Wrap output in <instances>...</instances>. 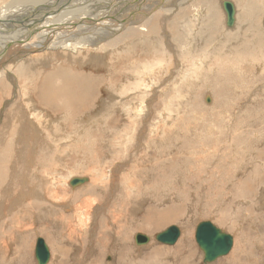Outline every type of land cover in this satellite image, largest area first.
Masks as SVG:
<instances>
[{
	"label": "rangeland",
	"instance_id": "rangeland-1",
	"mask_svg": "<svg viewBox=\"0 0 264 264\" xmlns=\"http://www.w3.org/2000/svg\"><path fill=\"white\" fill-rule=\"evenodd\" d=\"M136 6L134 4L132 7L139 12L143 9ZM218 7L221 13L219 11L217 16V29H223L219 34L223 37L228 27L223 7L220 3ZM219 18L222 19L221 22ZM252 23L255 32L261 33L264 30L263 14L254 12ZM209 31L208 29L207 32ZM213 42H210L209 47ZM174 43H177L175 39ZM207 43L208 40H205L204 45ZM120 54L121 58L115 52L104 58V61H94L95 58L89 59L93 61L82 60L80 54L65 55L73 58L74 72L87 75L88 78L94 74L100 80L96 99L93 103L89 101L86 106L75 103L72 107L69 101L57 98L54 101L56 100L59 108L50 106V109L46 103H42L41 119L36 117L41 114H32L40 132L38 136H42L36 140L39 144L33 146L35 151L27 149V144L28 154H19L18 157L23 156L19 159L17 154L15 156V150L8 147V152H5L1 144L15 140L19 143L20 136H0V140L3 138L2 143L0 142V161L3 171L6 164L8 171L0 185L6 179L4 188H9L7 195L0 191V264H37L35 245L39 236L50 247L52 258L49 264H114L116 261L119 264H183L180 259L184 256L190 264H204L203 252L195 239L196 225L201 220H212L235 236L232 250L212 264H264L262 62L249 68H246L245 63L238 62L236 65H241L242 78H238V72L232 70H221L220 75L214 70L217 77L214 78L208 69L200 79L193 75V80L187 86L182 76L189 73L188 64L184 65L182 62L180 67L174 54H165L172 57L158 65L159 67L152 66V69H157H153L155 73L150 79L153 84L155 81L154 86H161L159 90L163 92L168 84L169 87L175 85L176 88L170 87L166 94V100L170 99L172 102V109L169 106L164 109V97L160 91H157L156 96H150L153 92H148L143 97L130 96L134 102L131 108H136L139 112L143 109L142 118L131 124L134 112L129 113L131 115L128 117L122 108L124 96L127 95L123 86L129 81V64L133 60H127L130 56L128 52L126 54L120 51ZM132 54L136 55V52ZM138 54L135 58L139 60ZM195 54L199 57L203 52ZM80 60L84 63L80 64ZM142 60L147 63L150 56L147 55ZM122 61L126 67H122ZM212 63L210 66L212 64L216 69L214 61ZM62 64L72 67L66 61ZM232 65L227 64L230 68ZM56 66L57 63L47 67L43 75L53 72ZM178 68L182 69L177 70ZM61 69L70 71V68ZM35 70L36 67L24 70L25 75L16 80L17 84L22 85L27 79H32ZM171 70H174L172 78L169 77ZM121 75L120 80H117ZM110 77L113 81L117 80V84H111L116 85L119 90L120 84L122 85L120 91L121 94L124 92V96L119 95L122 99L118 94L111 98L107 87ZM220 77L221 95L216 88ZM42 78L41 74V77L32 79L25 90H21V94H25L22 97L33 102V105L40 101L37 95ZM225 79L228 80L226 83ZM142 80V88L149 90L150 83L144 77ZM77 86L72 85V91H77ZM154 86L151 88L154 89ZM0 94L9 98L8 92L0 90ZM60 95L61 91L58 92V96ZM221 97H227V104L220 100ZM4 98L0 96L1 109L4 107ZM149 99L152 111L141 108L146 106L144 102L148 103ZM34 107L38 109L37 105ZM16 111L19 115L14 120L11 118L10 121L14 124L11 125L16 126L22 121L21 129L23 132L24 129L28 131L26 136L30 142L34 139L29 131L32 123L24 119V112L19 109ZM49 120L57 126H52L53 123ZM124 134H128L130 139L123 142ZM24 140L22 138L21 142ZM40 147L42 152L36 151ZM25 154L27 159L31 156L34 159L31 157V160H27ZM14 157L19 160L18 163ZM166 164L170 165L168 169ZM110 169L117 175L115 188L112 187L111 179L103 184ZM86 175H91L94 181L100 179L103 187H98L97 184L94 187L88 180L75 187L70 185L71 178ZM245 189L248 191L245 192ZM33 200L36 203L42 202L41 214L32 205ZM170 206L180 208L175 209L180 211V217L183 216L180 221L168 222L158 229H151L150 220L167 215L168 211L164 209ZM155 208L159 211L156 212ZM173 224L182 229L177 242L173 245L158 242L154 236ZM139 232L152 237L148 245L137 246L134 243V236ZM180 243H190L188 246L193 256L188 257L176 248ZM153 247H156L157 254H151ZM118 253L124 254L120 255L123 256V261L118 260Z\"/></svg>",
	"mask_w": 264,
	"mask_h": 264
},
{
	"label": "bare ground",
	"instance_id": "bare-ground-1",
	"mask_svg": "<svg viewBox=\"0 0 264 264\" xmlns=\"http://www.w3.org/2000/svg\"><path fill=\"white\" fill-rule=\"evenodd\" d=\"M225 1L226 0H0V90L4 93L8 92L7 95H9V98H7L5 94H0L1 98L5 97L4 104H2L4 106L3 109H1L0 107V136L3 135L4 137V135L6 136L7 134L12 136L14 135L16 137L17 135L18 137L20 136L19 143H17L18 141L16 140L15 142L11 143H7L6 141L2 143L3 138L1 137L2 141L0 140V142L2 143L1 145L3 150L5 152H8L7 148L11 147L13 150H15V156L17 154L18 157L19 154H22L23 152L28 154V152H26V145L28 144L27 149H30V151L31 149L32 151H35L33 149H36L35 145L39 144L36 140L39 137L38 135H40V132L36 123L34 122L35 120L32 114L42 113L40 112V109L42 110V103H46L50 109V106L59 108L56 100L54 101V99L57 98H62L64 101H69L70 106H74L75 103L86 106L87 104H89V101L92 103L93 101H95L96 89L100 80L94 74L91 75L92 77L88 78L86 77L87 75H82L81 73L74 72L75 66L72 65L73 58H69L70 56L65 55L80 54L82 60L95 58L96 60L94 61H97V59L100 61H104V58L108 57V55H113L115 52L119 53V58L122 57L120 51H123L126 54L127 52L130 53V56L127 60H133V63L129 64V70L131 69L128 75L129 81L126 85L123 86L127 90V95L124 96V92L121 94V84L120 90L118 87H116V85H113L117 84V80H120L123 75L118 77V79L115 81H113L112 77H110L111 80H107L108 86H106L108 87V89H110L109 93L111 95V98L116 97L115 95L117 94L118 96H124V108H122L124 114L130 117L131 114L129 113L134 112V116L132 117L131 115V124H133V122H136L137 119L142 118L143 109H141L140 112L136 108L132 109L131 106L134 102L131 100L130 96L143 97L148 92H153V94L151 93L150 96H156V93L157 91H160L159 89L161 88V86H154L155 81H153V84L151 81L152 79L150 78H152L151 75H154V70L159 67L158 65H162V62L169 61L168 59L172 57L165 54H174L175 58L177 59L175 61L179 66L182 62L184 65L188 64L190 68L187 71H189V73L182 76V79L187 86L189 81L193 80V75H195V78L202 77V73H206L205 70L208 69L212 73L214 70H217L219 73L218 75L222 73L221 70H225L224 72L232 70L233 72H238V78H242V76H240L241 65H236L238 62H242V64L245 63L246 68L255 67L257 64L262 62L260 65L262 68H264V30H262L261 33H256L255 29H253L252 23L254 12H256V14L262 13L264 18V0H229L234 4L235 9L232 22H229L228 15L226 13V10L224 9ZM219 3L221 4V7H223L222 10H224L223 13L225 16V24L228 27L227 32L223 37L219 35L223 29H217V25H219L217 16L219 11L221 13V10L218 7ZM134 4L143 9L140 12L137 11L135 7H132ZM205 12L207 13L206 15ZM122 16L125 17L121 18ZM219 20L220 22L222 21V19L220 18ZM208 29L210 30L209 32H207ZM206 34L209 37H206ZM174 39L177 43H174ZM205 40H208V45H204ZM212 41L214 42L209 47V44ZM198 51L203 52V54L199 57L195 54V52ZM134 52H136V55L132 54ZM137 53H139L138 55H140L139 60L135 58L137 56ZM83 55L84 57H82ZM147 55L150 56V61L144 63L142 58L146 57ZM82 60H80V64L84 63L82 62ZM63 61L68 62V64H71L72 67L63 65ZM213 61L216 69L212 67ZM55 63H57L56 69L51 73L43 75V71L47 67L52 66ZM120 63L123 65H121L122 67H126L123 61ZM210 63H212L211 66ZM231 63L233 65L230 68L227 66V64ZM37 64L39 65L37 66ZM105 64L106 61L104 62V65ZM154 65H157V67L155 66L156 69L153 68V70L151 67ZM35 67L36 70L33 71L32 79L41 77V74L43 78L40 91L37 95L40 101L38 102V104L33 105V102H30L28 101V99L22 97L25 94H21V90H25L27 88V85L30 84V82L33 80L27 79L25 82L22 81L24 82L22 83V85H18V81L16 82V80H18V78L21 79L22 76L25 75L24 70L28 71L34 69ZM62 67L70 68V71H64L61 69ZM167 69L169 70L170 68L168 67ZM181 69L182 68H178L177 70ZM173 71L174 70L169 71V77L171 78L173 77ZM251 73L252 72H250L249 74L252 75ZM212 75H214V78H217L215 76V72ZM143 77L146 78V81L148 83H150L149 90H145L141 86ZM220 79H222V77H220L218 83H216V88L221 95V86L219 84ZM37 81L34 82L36 83ZM227 81L228 80L225 79V83ZM232 82H234V80H232ZM74 84L78 85L77 91H72L73 89H71V86ZM152 86H154L155 88L152 89ZM173 86L174 87H171L170 85L171 89L176 88L175 85ZM170 87L168 84L167 88L165 86L166 90L164 92L160 91L161 93H163L164 97V109H167L168 106L170 107V109H172V102L170 101V99L166 100V94L170 90ZM60 91L61 95L58 96V92ZM119 97L121 99L123 98L121 96ZM224 98L221 97L220 100H224V103H226L227 97ZM125 102L129 103V105H126ZM150 102V99L148 103L144 102L146 103V106L144 105L145 107L143 106L141 108H145L144 110L146 111H152ZM35 105L38 106V109L34 107ZM60 106L63 107V104L60 103ZM29 107H31V111H29ZM16 109L24 112L22 116H25V118H22L28 119L32 123V125L30 126L31 129L29 131L34 139L32 138L30 142L26 136L29 134L28 131L26 132V130L24 129L23 132V129H21L23 126L22 121H20L21 124H18L16 126L11 125L13 124L12 121H10L11 118L13 117L14 120L15 116L19 115ZM6 117L7 125L4 124L6 123ZM36 117L38 120H40L42 114L41 116L37 115ZM8 121H10V124H8ZM49 122L53 123L51 120H49ZM24 124L27 126L26 123ZM52 126H57V124L54 125L53 123ZM210 127H212V125ZM51 129L53 130V128ZM2 130H5L7 133H4L5 131L3 132ZM131 132L133 131L131 130ZM257 135H259L260 137V133L257 132ZM41 137L42 136H40L39 138ZM22 138L23 140L25 138L24 142H21ZM261 138H263V136H261ZM128 139H130L129 135L124 134L123 142ZM36 151L42 152V147L38 148ZM27 156L29 157L30 155ZM20 157L23 156L21 155ZM20 157L18 158L20 159ZM31 157H29L28 159L26 157V159L29 160ZM14 158L16 160V157ZM32 159H34V157H32ZM169 166L170 165L166 164L167 169L169 168ZM5 171H3L2 163L0 161V184L2 183V179L8 172L7 164L5 165ZM114 173V170L110 169L108 177H104L105 181L103 184L108 181L107 179H111L112 187L115 188L117 185V175ZM81 177H86L87 179L80 184H85V182L88 180L89 184L93 183L94 187H96V184L98 187H103L102 184H100V179L98 181H94L91 175ZM6 183L7 181L5 179L4 183L0 185V191L5 192L4 195L9 189L4 188V186H6ZM247 191L248 190L245 189V192ZM1 196H3V194ZM33 201L34 202L32 205L34 207H37L40 210L39 213L41 214L42 202L36 203V200ZM7 207L8 205L6 206V208ZM176 208L180 210L179 207L175 206L167 207L166 209H164L168 211L167 215L150 220L152 221V223L150 222L151 225L149 224L151 229H158L168 222L180 221V218H182L183 216L180 217V211H176ZM155 209L156 212L159 211V209ZM147 222L149 221L147 220ZM199 222L200 221H198V223ZM220 222H222V220ZM217 226L219 225L217 224ZM222 229L225 230L224 228ZM70 233L72 234V232ZM180 234L182 235V229ZM136 235L137 233L135 234L134 239L136 238ZM156 235L154 236L155 239ZM151 240L152 237L150 236V241ZM150 241L147 244H137L135 239L134 243L137 246H146L150 243ZM189 244L190 243H180L178 246H176V248L183 251L188 257H190L193 256V252L190 251L191 249H189ZM150 252L151 254L158 253L156 252V247H153ZM120 255L124 254H117L118 260L123 261V256ZM203 257L204 256H202V259ZM51 258L52 253L49 262L51 261ZM180 260L183 264H190L188 258L185 256ZM49 262L47 264H49ZM212 262L203 263L212 264ZM107 264L111 263L107 262ZM114 264L119 263L118 261H116Z\"/></svg>",
	"mask_w": 264,
	"mask_h": 264
},
{
	"label": "water",
	"instance_id": "water-1",
	"mask_svg": "<svg viewBox=\"0 0 264 264\" xmlns=\"http://www.w3.org/2000/svg\"><path fill=\"white\" fill-rule=\"evenodd\" d=\"M224 9L228 15L229 22H232L234 17V4L226 0ZM209 101V99H208ZM86 177H74L70 180L72 186L79 185L84 182ZM181 229L178 225L173 224L156 235L157 241L163 244L173 245L180 237ZM137 244H147L150 241V236L144 233H137ZM195 239L203 251V262L208 263L216 260L220 256L227 255L233 248L234 236L228 231L217 226L212 220H201L196 226ZM35 257L37 264H47L51 257L50 247L46 240L39 236L35 245Z\"/></svg>",
	"mask_w": 264,
	"mask_h": 264
}]
</instances>
